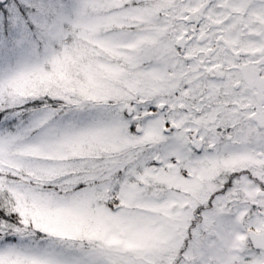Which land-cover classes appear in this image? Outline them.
Returning a JSON list of instances; mask_svg holds the SVG:
<instances>
[{
  "label": "snow or ice",
  "instance_id": "6c2138e0",
  "mask_svg": "<svg viewBox=\"0 0 264 264\" xmlns=\"http://www.w3.org/2000/svg\"><path fill=\"white\" fill-rule=\"evenodd\" d=\"M0 264H264V0H0Z\"/></svg>",
  "mask_w": 264,
  "mask_h": 264
}]
</instances>
